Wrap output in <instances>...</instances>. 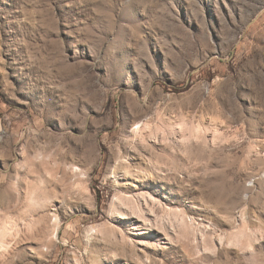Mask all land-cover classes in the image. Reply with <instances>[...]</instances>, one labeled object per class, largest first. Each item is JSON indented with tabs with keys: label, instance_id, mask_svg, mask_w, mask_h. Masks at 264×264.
I'll use <instances>...</instances> for the list:
<instances>
[{
	"label": "rangeland",
	"instance_id": "1",
	"mask_svg": "<svg viewBox=\"0 0 264 264\" xmlns=\"http://www.w3.org/2000/svg\"><path fill=\"white\" fill-rule=\"evenodd\" d=\"M0 264H264V0H0Z\"/></svg>",
	"mask_w": 264,
	"mask_h": 264
}]
</instances>
